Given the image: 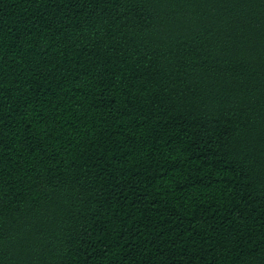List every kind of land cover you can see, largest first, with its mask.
Returning a JSON list of instances; mask_svg holds the SVG:
<instances>
[{"label": "trees", "instance_id": "1", "mask_svg": "<svg viewBox=\"0 0 264 264\" xmlns=\"http://www.w3.org/2000/svg\"><path fill=\"white\" fill-rule=\"evenodd\" d=\"M0 264H264V0H0Z\"/></svg>", "mask_w": 264, "mask_h": 264}]
</instances>
